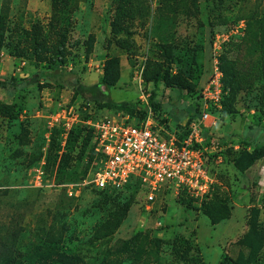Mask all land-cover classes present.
Listing matches in <instances>:
<instances>
[{
  "label": "rangeland",
  "instance_id": "374dc122",
  "mask_svg": "<svg viewBox=\"0 0 264 264\" xmlns=\"http://www.w3.org/2000/svg\"><path fill=\"white\" fill-rule=\"evenodd\" d=\"M0 46V75L17 82L0 87L1 237L29 252L56 238L65 256L21 264H264V0H0ZM150 61L188 72L195 91L146 82ZM217 73L209 134L227 156L208 162L210 195L162 188L149 203L139 181L116 194L92 185L89 120L138 122L148 102L161 135L183 140ZM105 77L133 114L72 101L77 79Z\"/></svg>",
  "mask_w": 264,
  "mask_h": 264
},
{
  "label": "built area",
  "instance_id": "2783aa9c",
  "mask_svg": "<svg viewBox=\"0 0 264 264\" xmlns=\"http://www.w3.org/2000/svg\"><path fill=\"white\" fill-rule=\"evenodd\" d=\"M202 100L201 116L192 122L183 140L161 135L148 102L147 115L138 122L127 117L89 120L87 125L93 130L100 155L92 185L99 191L120 192L139 181L149 191V203L162 188L184 191L197 199L210 195L216 179L208 162L214 157L221 163L224 151L220 140L209 134L217 123L213 110L221 108L224 100L220 74L209 82Z\"/></svg>",
  "mask_w": 264,
  "mask_h": 264
},
{
  "label": "trees",
  "instance_id": "16d2710c",
  "mask_svg": "<svg viewBox=\"0 0 264 264\" xmlns=\"http://www.w3.org/2000/svg\"><path fill=\"white\" fill-rule=\"evenodd\" d=\"M1 48V46H0ZM169 55V54H168ZM114 62H118V59H114ZM172 63V62H171ZM188 72H183V70H179L178 73L174 74L172 71L171 66H165L163 63L160 62H153L150 61L147 65L146 72L144 75V79L146 82L155 83L160 81L161 79L164 81L165 85L170 89H177L179 91H187L189 93H193L195 88L192 84L191 78L187 77ZM43 79L49 78L53 80V77H50L48 74L42 72ZM116 79L105 77L101 82L94 84V85H84L78 79L72 84V88L74 90V94L72 97V101L76 100L77 98L81 97L86 103L94 104L99 106L103 109L109 110H128L130 113H134V106L132 109L131 106L126 103H118L115 102L110 95V90L116 84ZM15 80H7L6 78L0 75V87L7 88L10 86H16ZM28 83H39V79L37 75L33 76ZM263 99H264V92H263ZM152 103V100H151ZM130 108V109H129ZM214 111V110H213ZM141 118L139 121H141ZM250 131H253L255 127L251 126L248 128ZM87 132L89 136L94 141V133L93 130L88 126ZM190 128L185 136V138L189 135ZM95 143V141H94ZM255 144V152L259 153L261 156H264V143H258L256 140ZM96 145V144H95ZM226 153V152H225ZM223 154V159L226 158V154ZM236 167L241 171L244 172V168L241 166L239 161H234ZM130 185V184H129ZM128 186V185H127ZM184 192V191H183ZM101 193L105 194H116L118 192L112 191H101ZM51 229L48 232L50 235ZM3 230L0 229V264H21V261H32L35 259H50L53 257L63 258L65 256L62 255L60 249V242L58 239H54L53 241L48 240L47 243L49 244H40L34 246L33 250L29 252L27 248L24 246L23 240H17L3 237ZM19 256H16V255ZM77 263V262H75Z\"/></svg>",
  "mask_w": 264,
  "mask_h": 264
}]
</instances>
